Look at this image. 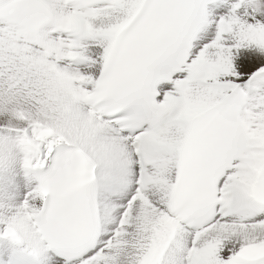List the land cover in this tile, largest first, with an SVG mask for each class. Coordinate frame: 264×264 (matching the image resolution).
Segmentation results:
<instances>
[{
  "label": "snow or ice",
  "instance_id": "1",
  "mask_svg": "<svg viewBox=\"0 0 264 264\" xmlns=\"http://www.w3.org/2000/svg\"><path fill=\"white\" fill-rule=\"evenodd\" d=\"M0 150L9 264H264V0H0Z\"/></svg>",
  "mask_w": 264,
  "mask_h": 264
},
{
  "label": "bare ground",
  "instance_id": "2",
  "mask_svg": "<svg viewBox=\"0 0 264 264\" xmlns=\"http://www.w3.org/2000/svg\"><path fill=\"white\" fill-rule=\"evenodd\" d=\"M0 172L4 175V185L0 188V216H10L16 210L25 197L23 192L24 180L20 176L23 172L22 160L19 155L11 157L6 150H0ZM4 227L0 224V229Z\"/></svg>",
  "mask_w": 264,
  "mask_h": 264
},
{
  "label": "clouds",
  "instance_id": "3",
  "mask_svg": "<svg viewBox=\"0 0 264 264\" xmlns=\"http://www.w3.org/2000/svg\"><path fill=\"white\" fill-rule=\"evenodd\" d=\"M26 230V224L23 222L14 224L11 234L8 233V227L6 226L3 231H0V241H6L13 248L15 244L24 241Z\"/></svg>",
  "mask_w": 264,
  "mask_h": 264
},
{
  "label": "rangeland",
  "instance_id": "4",
  "mask_svg": "<svg viewBox=\"0 0 264 264\" xmlns=\"http://www.w3.org/2000/svg\"><path fill=\"white\" fill-rule=\"evenodd\" d=\"M2 178H4V175L0 172V188H5L7 189V187L4 185L3 181L1 180Z\"/></svg>",
  "mask_w": 264,
  "mask_h": 264
}]
</instances>
